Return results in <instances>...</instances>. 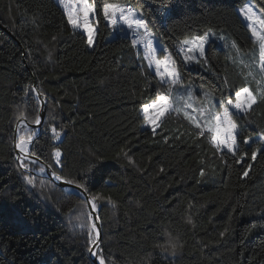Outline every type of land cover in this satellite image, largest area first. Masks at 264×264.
<instances>
[{"label":"trees","instance_id":"trees-1","mask_svg":"<svg viewBox=\"0 0 264 264\" xmlns=\"http://www.w3.org/2000/svg\"><path fill=\"white\" fill-rule=\"evenodd\" d=\"M254 1L264 12V0ZM94 2L90 47L56 0H0V264H96L89 202L40 174V164L24 159V168L17 158L26 134L23 125L18 134L17 117L32 125L41 110L35 81L47 105L29 154L97 197L106 264H264V100L247 114L234 113L235 156L215 150L182 113L167 115L155 133L144 128L141 105L167 86L138 58L143 51L130 33L106 22L105 0ZM118 2L143 14L197 99L201 89L234 99L245 85L252 70L245 65L258 59V47L238 13L244 0ZM208 29L216 37L206 45L207 59L185 62L181 42ZM247 83L255 92V81Z\"/></svg>","mask_w":264,"mask_h":264},{"label":"snow or ice","instance_id":"snow-or-ice-1","mask_svg":"<svg viewBox=\"0 0 264 264\" xmlns=\"http://www.w3.org/2000/svg\"><path fill=\"white\" fill-rule=\"evenodd\" d=\"M59 3L64 8L68 24L71 25L73 30H82V32L87 35V44L91 47L94 44L96 32V8L94 0H59ZM102 11L106 22L112 26L115 31L131 34L132 46L138 49L142 48L143 50V55H141L138 50V58L147 62V68L154 73V76L158 78L161 85L167 86L166 93L161 94L158 92L154 100L150 103L141 105L140 112L144 123L150 125L155 133L156 128L160 127V124L163 123L167 115L173 112L178 115L182 113L183 117L198 129V135L206 136L215 150H227L228 153L235 156L239 151L237 140L239 127L233 119L234 113L247 114L252 110L253 105L257 104L258 100H264V12L255 10L254 6L251 5V0H249L245 8L238 10V13L242 16L250 32L253 44L258 47V59L254 56L251 66L245 65V67H251L252 69L244 77L246 81L245 85L235 90L234 99L228 96L215 100L212 93L201 89L206 103L194 107L191 86H185L183 84L175 60L153 34L143 14L130 5L119 3L118 0H116V2L105 0ZM215 37L216 33L212 29H208L202 35L183 40L179 52L183 53L184 61H199V58L206 60L205 47L209 45ZM231 47L239 51L235 41L232 42ZM158 51L164 53V55H157ZM256 71L260 74V80L255 79L253 73ZM248 77H251L256 83L255 92L248 86ZM224 83L227 85L226 79ZM17 119L19 121L17 124L18 134L22 125L26 133L19 137L16 144L20 153L25 154V156L24 158L18 156L17 158L20 160L21 166L27 168L28 165L24 163V159H28L30 155L28 145L32 142L35 134L24 124L25 117L23 114L17 117ZM34 122L36 124L41 122L39 115L36 116ZM51 131L53 138L59 139L61 132H58L55 127H52ZM248 142L249 140L246 138L244 143L247 144ZM260 151L261 149H257L251 153L252 160L257 159V154ZM52 155L54 157V162L59 165L61 163L60 149L58 147L54 148ZM245 155L247 154L245 153ZM28 162L37 164L38 158L29 159ZM50 168L51 165L41 163L38 172L44 174ZM51 175L58 180H64V177L57 175L55 171H52ZM201 175H203V171ZM244 175H248L247 170L244 172ZM26 179L28 184L35 186L32 179ZM66 182L69 184L73 183L71 180ZM78 187L83 188L85 192L87 191L83 184L78 185ZM90 199L93 201L91 207L95 208L97 197L92 196ZM91 215L90 213L88 216L89 220H91ZM84 226L83 224L81 225V227ZM93 232H95V236H93ZM88 237L89 242L98 248L99 232L96 230L95 223H91L88 227ZM171 247L173 251L176 250L175 244L171 245ZM93 255L98 257V264H106L105 257L100 252H93Z\"/></svg>","mask_w":264,"mask_h":264},{"label":"water","instance_id":"water-1","mask_svg":"<svg viewBox=\"0 0 264 264\" xmlns=\"http://www.w3.org/2000/svg\"><path fill=\"white\" fill-rule=\"evenodd\" d=\"M0 27L5 29L6 28L0 24ZM10 33V31H8ZM34 90L36 92V97L38 98V100H40L41 102V110H40V120L41 122L39 124H32L30 125L26 119L24 120V124H26L27 126H32V127H35L36 128V132L34 133V137H33V140L32 142L29 144V147H28V150L30 151V145L34 142L35 138L40 134V129H41V125H42V121L44 119V116H45V112H46V105H47V98L40 92V90L38 89L37 87V84H36V81L34 82ZM16 153L19 157L21 158H24L25 154H21L19 149L16 147ZM36 159L32 156L29 155L28 159ZM20 161V160H19ZM45 164V165H48L47 163L41 161L38 159V164ZM54 171L52 168L48 169L45 174L47 175H51V172ZM57 175L61 176L60 174L57 173ZM54 177V176H53ZM62 177V176H61ZM56 178V177H55ZM58 180V179H57ZM62 186L68 191V192H72L74 194H77V195H80L82 196L83 198H85L88 202H89V205H90V210H91V214H92V217L95 221V224H96V230H98L99 232V237H98V244H99V247L97 248L95 245L93 246V252H100V248H101V245H102V241H103V231H102V226H101V223H100V220H99V216H98V213H97V208H92L91 205L93 203V201L90 199V196L87 192H85L83 189H80V188H76L74 187L73 185L67 183L65 180H58ZM93 252H92V258H93V261L98 264V257L97 256H94L93 255Z\"/></svg>","mask_w":264,"mask_h":264},{"label":"rangeland","instance_id":"rangeland-1","mask_svg":"<svg viewBox=\"0 0 264 264\" xmlns=\"http://www.w3.org/2000/svg\"><path fill=\"white\" fill-rule=\"evenodd\" d=\"M57 1V3L58 4H60L59 3V0H56ZM248 3H249V0H244V2L238 7V10H240V9H243V8H245V6L246 5H248ZM121 4H123V3H121ZM61 5V4H60ZM126 5H129V4H126ZM251 5H253L254 6V8H255V10H257L258 12H263L259 7H258V5L256 4V2L254 1V0H251ZM62 6V5H61ZM131 6V5H130ZM63 7V6H62ZM132 8H134L133 6H131ZM135 10H137L138 12H140L138 9H136V8H134ZM141 13V12H140ZM95 28H96V32H95V39H94V43H95V40H96V34H97V25L95 24ZM82 31V30H81ZM118 32V31H117ZM120 33H124V34H129V33H126V32H120ZM189 38H191V37H189ZM158 39V38H157ZM159 40V39H158ZM160 41V40H159ZM160 43L163 45V47L166 49V47L164 46V44L160 41ZM94 46V44L91 46V47H93ZM206 48V47H205ZM142 49V48H141ZM143 51V50H142ZM168 52V51H167ZM159 51H158V53H157V55H159ZM169 53V52H168ZM160 56V55H159ZM193 98H194V107H198V106H200V105H202V104H205L206 102L204 101V97H203V95H202V98L201 99H197L195 96H194V94H193ZM215 100H217L216 98H215ZM215 100H214V102H215ZM241 114V113H240ZM143 127L144 128H150V129H152V127L150 126V125H146L145 123L143 124ZM157 129V128H156ZM93 236H95V235H93Z\"/></svg>","mask_w":264,"mask_h":264},{"label":"bare ground","instance_id":"bare-ground-1","mask_svg":"<svg viewBox=\"0 0 264 264\" xmlns=\"http://www.w3.org/2000/svg\"><path fill=\"white\" fill-rule=\"evenodd\" d=\"M28 147H29V145H28ZM21 154H23V153H21Z\"/></svg>","mask_w":264,"mask_h":264},{"label":"built area","instance_id":"built-area-1","mask_svg":"<svg viewBox=\"0 0 264 264\" xmlns=\"http://www.w3.org/2000/svg\"><path fill=\"white\" fill-rule=\"evenodd\" d=\"M131 35V34H130Z\"/></svg>","mask_w":264,"mask_h":264}]
</instances>
